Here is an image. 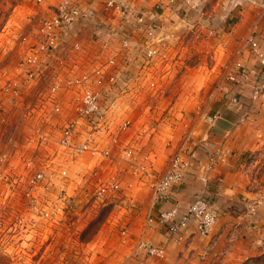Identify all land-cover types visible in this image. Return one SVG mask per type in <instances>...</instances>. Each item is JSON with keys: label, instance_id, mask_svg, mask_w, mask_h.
<instances>
[{"label": "crops", "instance_id": "obj_1", "mask_svg": "<svg viewBox=\"0 0 264 264\" xmlns=\"http://www.w3.org/2000/svg\"><path fill=\"white\" fill-rule=\"evenodd\" d=\"M130 1L144 9L157 2H168ZM171 5L162 23L166 33H174L177 41L171 40L175 45L167 65L157 64L153 68L161 86L162 83L165 86L154 98L145 93L125 110L123 116L131 123L119 134L120 142L112 148L111 159L104 162L88 154L60 152L52 136L57 138L61 118L51 120L50 127L41 126V131L49 136L40 147L42 167L48 172L62 162L67 170L68 190L81 186L87 189L90 186L86 183L93 187L94 179H90L93 171L100 170L102 174L117 171L120 176L121 191L108 200L112 211L93 240L82 248L76 264H242L261 253L264 90L255 100L251 99V90L256 77L264 87V71L259 63V54L264 55V0H193L190 3L173 0ZM78 28L87 54L92 46L90 28L84 25ZM249 37L257 41V52L246 44ZM236 62L252 69L255 76L243 82L235 68ZM46 64H49L45 69L48 80L42 76L32 83L24 75L14 76L3 71L7 79L12 78L23 89L17 107L6 108L2 104L8 114L5 123L0 124V135L12 134L22 144L28 126H38L47 115L48 109L41 114V110L31 107L32 98L60 74L58 67ZM129 70L132 75L135 65ZM228 75L235 76L236 81L227 80ZM234 94L240 97L238 106L229 103L228 98ZM66 100L71 102L67 94L63 97ZM25 108L29 112L21 119ZM111 124L115 127L117 122ZM96 143H99L97 147H104L106 138H97ZM124 146L135 149L136 162H146L154 175L148 179L133 176L121 159ZM180 149L185 154L195 151L197 158L183 179L173 185L168 200L154 203L151 185L165 171L170 156ZM215 151H221L224 160L207 175L204 172L207 156ZM204 175L206 181L200 180ZM198 193L212 202L218 214L208 236L198 235L193 221L177 234L158 222L161 211L175 209L179 217ZM141 240L163 248L164 255L147 257L137 248ZM42 250L45 257L52 252L48 246Z\"/></svg>", "mask_w": 264, "mask_h": 264}, {"label": "built area", "instance_id": "obj_2", "mask_svg": "<svg viewBox=\"0 0 264 264\" xmlns=\"http://www.w3.org/2000/svg\"><path fill=\"white\" fill-rule=\"evenodd\" d=\"M191 1L186 0L187 3ZM171 4L173 0L162 1L144 9L134 6L130 0H55L42 12H32L27 25L11 33V46L2 48L0 52L6 55L8 49L16 63L23 66L21 72L14 76L24 75L29 83L42 76L48 80L45 76L47 62L58 67L60 74L32 98V108L41 110V114L46 109L48 112L38 126H28L27 134H23L24 143L17 142L12 134L0 135L1 253H18L20 242H12V239L22 237L40 223L77 219L79 196L104 203L119 194L120 176L117 171L101 172L100 175L93 171L91 176L96 175V182L92 184L91 192L79 188L69 193L65 182L67 170L62 162L53 165L48 172L42 167L40 147L49 140V136L41 131V126L50 127L51 120L61 118L57 138L52 136V142L60 152L78 156L88 154L102 158V161L111 159L112 148L120 142L119 134L131 123L123 116L125 110L145 93L154 98L162 89L153 68L157 64L167 65L175 45L171 40L177 41V36L166 33L163 27V15L173 7ZM82 25L90 28L89 43L92 46L87 54L84 40L79 36L78 27ZM254 39L249 37L246 44L257 52L259 46ZM259 63L264 71L263 54H259ZM134 65L136 71L130 75L129 68ZM235 68L243 82L255 76L252 69L245 68L240 62L235 63ZM227 80L236 81L232 75H228ZM253 81L251 99L255 100L263 94L264 87L257 77ZM22 89L21 84L12 78L7 79L6 74L0 71V124L5 123L8 114L2 109V104L6 108L17 107ZM66 94L71 97V102L63 101ZM228 100L232 106L240 104L238 95L234 94ZM23 110L25 114L21 113V119L26 118L29 112L27 108ZM114 121L117 125L111 127ZM103 136L108 142L99 148L96 139ZM122 154L131 163L132 174L154 175L145 162H136V150L131 146L123 148ZM196 158V152L185 154L182 149L170 156L165 171L153 182L154 203L168 200L173 185L183 179ZM223 160L221 151L208 154L205 174L211 173ZM206 179L204 175L200 180ZM130 207H134L133 203ZM217 216L212 202L201 193L179 217L175 209L161 211L158 222L177 234L193 221L197 234L206 237ZM137 248L149 258L164 255L163 248L142 240L137 243Z\"/></svg>", "mask_w": 264, "mask_h": 264}, {"label": "rangeland", "instance_id": "obj_3", "mask_svg": "<svg viewBox=\"0 0 264 264\" xmlns=\"http://www.w3.org/2000/svg\"><path fill=\"white\" fill-rule=\"evenodd\" d=\"M52 2H55V0H42L41 2L37 0H0V25L3 23L0 27V50L11 46L9 40L11 33L18 27H25L28 22V17L32 12L38 14L44 10L45 6H48V4ZM6 52H9L8 49H6ZM7 53L5 55L3 51L2 53L0 52V71H6L8 74L12 75L20 73L23 66L21 65L20 67V65L16 63V60L12 58L13 56ZM162 86H165V84L162 83ZM181 113L184 114V111L181 110ZM111 127H113V125H111ZM106 142H108L107 139ZM126 147L128 146H124V148ZM120 155L131 172V163L124 158L122 153H120ZM103 161L105 162L106 159H103ZM97 174L100 175V172L97 171ZM132 175L138 179H148L150 177V175L145 176L139 173ZM91 178L94 179L95 183L96 175L91 176L90 174V179ZM86 184L90 187L85 190L91 192L93 187L88 185V183ZM152 185L151 192H153ZM84 187L85 186H81L80 190L85 191ZM72 190L75 189H69L67 191L70 193ZM77 190H79V188ZM120 191L118 193H120ZM198 194H196V196ZM79 198L80 201L76 209L77 214H79L77 219L60 220L58 222H49L46 224L40 223L36 229L33 228L29 230L30 232H27L22 237H15L12 239V242H20L17 249L18 253H0V264H76L77 260L81 257L82 248L86 247V244L93 240L95 233L99 227L106 222L107 217L112 211V205L107 199L104 203H100L99 201L96 203L93 199H86L83 196H79ZM252 210H254V206H252ZM260 229L262 232V238L260 240L261 253L249 257L244 260L242 264H264V223ZM8 243H10V241H8ZM47 246L52 252L45 257L42 249ZM39 248L41 250H39Z\"/></svg>", "mask_w": 264, "mask_h": 264}, {"label": "trees", "instance_id": "obj_4", "mask_svg": "<svg viewBox=\"0 0 264 264\" xmlns=\"http://www.w3.org/2000/svg\"><path fill=\"white\" fill-rule=\"evenodd\" d=\"M3 24V23H2ZM2 24L0 25V27L2 26Z\"/></svg>", "mask_w": 264, "mask_h": 264}]
</instances>
